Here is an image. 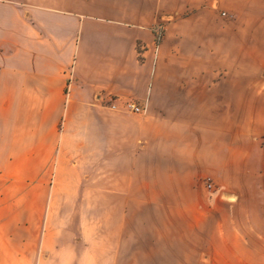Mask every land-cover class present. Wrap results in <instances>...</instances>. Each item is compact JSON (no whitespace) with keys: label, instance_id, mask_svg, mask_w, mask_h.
<instances>
[{"label":"crops","instance_id":"1","mask_svg":"<svg viewBox=\"0 0 264 264\" xmlns=\"http://www.w3.org/2000/svg\"><path fill=\"white\" fill-rule=\"evenodd\" d=\"M261 1L0 0V264H122L126 202L210 221V264L264 243L263 136L225 142Z\"/></svg>","mask_w":264,"mask_h":264},{"label":"rangeland","instance_id":"2","mask_svg":"<svg viewBox=\"0 0 264 264\" xmlns=\"http://www.w3.org/2000/svg\"><path fill=\"white\" fill-rule=\"evenodd\" d=\"M261 5V0H248V7L253 11ZM251 19L253 20L254 17ZM262 46L264 47V42ZM241 71V86L244 91L249 89L257 92L258 95H243V106L239 113L226 111L225 142H230L232 136L235 139L239 136L240 147L243 148L246 137L262 135L261 147L264 151V56L246 58ZM231 98L228 96V102ZM113 105L117 106L113 102L107 106ZM122 108L128 114L136 115L126 110L124 106ZM100 173L101 170L96 168L95 177ZM208 182L210 181H206V186ZM260 184L264 186V177ZM226 198L232 199L228 196ZM124 208L126 211L119 250L122 264H210L209 250L213 241L208 236L212 231L210 221H203V218L197 220L190 211H182L184 206L180 205L126 202ZM98 210H100V202L94 200L93 221L97 223ZM228 235L230 237L228 243L234 244L232 234ZM241 237L244 241L234 244L238 254L230 257L223 254L217 256V261L221 264H264L263 241L249 236H246V239L243 235ZM109 240L113 244V236ZM214 242L220 247L224 246L221 241L214 240ZM111 251L113 252L112 249Z\"/></svg>","mask_w":264,"mask_h":264},{"label":"built area","instance_id":"3","mask_svg":"<svg viewBox=\"0 0 264 264\" xmlns=\"http://www.w3.org/2000/svg\"><path fill=\"white\" fill-rule=\"evenodd\" d=\"M112 107L115 108L116 105H113ZM124 108L128 111H131L137 114H141L143 112V108L139 106L138 103H136L135 101H131V100L125 101ZM207 187L209 188L210 191L217 192L214 186L210 182L207 183Z\"/></svg>","mask_w":264,"mask_h":264}]
</instances>
